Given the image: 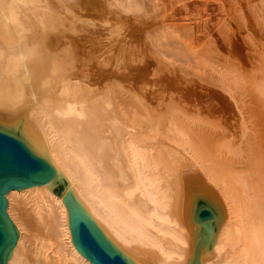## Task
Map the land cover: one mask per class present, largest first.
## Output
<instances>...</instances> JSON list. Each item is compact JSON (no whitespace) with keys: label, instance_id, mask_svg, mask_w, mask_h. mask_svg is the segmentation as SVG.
I'll list each match as a JSON object with an SVG mask.
<instances>
[{"label":"bare ground","instance_id":"obj_1","mask_svg":"<svg viewBox=\"0 0 264 264\" xmlns=\"http://www.w3.org/2000/svg\"><path fill=\"white\" fill-rule=\"evenodd\" d=\"M71 1L78 13L89 10V0ZM117 1L91 9L125 30L123 43L140 45L131 58L144 72L140 85L101 62L90 66L98 42L89 25L62 33L56 0H0V131L23 125L69 182L61 196L43 184L7 193L19 236L6 264H92L74 243L71 189L128 263L189 264L190 174L201 175L225 215L205 264H264V74L254 88L210 61L199 67L209 85H178L181 100L162 108L154 17L137 0ZM204 97L202 107L219 106L231 128L201 105L209 121L190 111ZM218 128L230 130L229 141Z\"/></svg>","mask_w":264,"mask_h":264},{"label":"rangeland","instance_id":"obj_2","mask_svg":"<svg viewBox=\"0 0 264 264\" xmlns=\"http://www.w3.org/2000/svg\"><path fill=\"white\" fill-rule=\"evenodd\" d=\"M56 1L58 2L56 7L59 29L62 33H74L83 25H89V35L92 40L95 38L98 42L93 44L89 51L90 66L101 62L103 66L117 69L127 76L128 78L123 76L125 80L141 84L144 72L134 69L131 63L132 55L141 53L140 45L129 40L130 43H123L121 39L126 33L125 30L120 28L117 23L112 24L109 20L98 17L94 10L91 9L94 3L115 7L119 1L89 0V10H83L80 13L75 10L76 4L74 1ZM137 1L138 4L146 6L154 17L153 30L156 59L152 74L157 80L165 79L155 89L154 97L157 98V103L154 102V98V104L161 103L163 107H160L164 108L165 105L168 106L175 101L173 100L174 97L178 98L176 100H181L179 98L178 85L185 83L209 85V80L205 76L207 72L205 74V71H207L209 66L207 62L210 61L225 64L238 72L242 78V84L246 86L252 85L256 88L260 84V81L256 79V75L264 74V0ZM104 27L106 30L103 33L97 32L98 28ZM201 64L207 66H204L206 67L204 73L201 69L203 68ZM166 76H169V78ZM139 92L142 94L143 90ZM171 98H173V101ZM205 98L208 99V97L199 99L202 103L193 101L192 105L196 107V104H198L202 107L203 103L205 105L209 104L205 103L207 102ZM160 99H163V102L164 99L165 102H171L165 104ZM189 103H192V101L188 102L190 106ZM188 105L187 107H189ZM158 106L155 108L161 109L157 108ZM191 108L192 106L188 110ZM197 108L198 110L193 108L190 111L202 112L201 114L203 115L205 110H202L199 106ZM207 109L209 111V108ZM215 109L208 113L210 114L211 112V114L213 113L212 115L217 117L219 114L218 118L214 116L216 124L219 122L220 125L221 123V127L224 124V119L226 120H224L225 122L230 121L229 116H227V119L224 118L227 115L225 112L220 113L222 112L220 108L216 109V111ZM194 112L192 113L194 114ZM221 114H223L222 119L220 117ZM205 115L206 118L204 117ZM205 115L203 118L209 121L207 118H210V115L206 114V112ZM215 123H212L209 127L214 128L212 125ZM230 124V122L226 123L228 127ZM226 125L224 124L225 128ZM213 128V131L217 130V127ZM225 128L221 130L218 128V133L220 132L223 137L220 136L221 142L229 141L228 139L231 137L228 136L231 135L229 134L230 130ZM223 135L227 136L228 139Z\"/></svg>","mask_w":264,"mask_h":264},{"label":"water","instance_id":"obj_3","mask_svg":"<svg viewBox=\"0 0 264 264\" xmlns=\"http://www.w3.org/2000/svg\"><path fill=\"white\" fill-rule=\"evenodd\" d=\"M36 184L61 196L69 182L23 125L0 131V264H6L19 236L7 193ZM66 201L74 243L92 264H130L106 241L104 230L95 227L72 189ZM224 216L201 175L190 174L187 221L195 240L189 264L206 263Z\"/></svg>","mask_w":264,"mask_h":264},{"label":"clouds","instance_id":"obj_4","mask_svg":"<svg viewBox=\"0 0 264 264\" xmlns=\"http://www.w3.org/2000/svg\"><path fill=\"white\" fill-rule=\"evenodd\" d=\"M22 59V58H21Z\"/></svg>","mask_w":264,"mask_h":264}]
</instances>
